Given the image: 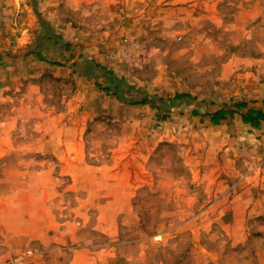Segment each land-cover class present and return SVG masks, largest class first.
<instances>
[{
  "label": "rangeland",
  "instance_id": "obj_1",
  "mask_svg": "<svg viewBox=\"0 0 264 264\" xmlns=\"http://www.w3.org/2000/svg\"><path fill=\"white\" fill-rule=\"evenodd\" d=\"M31 1L0 0V31H5L0 36V60L39 58L33 51L41 17L57 33L62 31L59 23L66 22L64 38L71 48L45 42L42 51L49 61L39 58L43 64L22 67L25 81H35V87L26 86L25 90L37 92L25 101L19 128L10 131L14 146L0 163V186L28 185L33 171H41L35 179L43 185V169L58 176L61 163L43 144L65 136L67 130L61 128L76 121H81L84 129L85 166L102 164L100 161L124 139L137 138L147 144L161 137L164 140L152 153L139 150V161L129 163L132 180L140 186L132 210L120 217L124 245H120L118 263L264 264V170L259 172L261 183H257L246 162L243 167L233 164L229 174L222 171L224 178L213 172L220 166L217 158H212V165L206 158L188 159V147L181 139L205 137L198 126L211 123L209 117H195L190 111L175 112L162 121L151 105H141L148 108V124L134 135L126 124L141 119L144 111L131 113L118 106L119 102L123 107L128 104L113 101L114 88L106 79L110 72L123 79L127 92L131 86L162 98L186 92L201 101H248L261 108L264 0L147 1V21L152 22L147 34L126 29L119 47L110 45L98 52L93 46L101 41L100 29L118 28L113 25L119 22L112 16L116 13L114 4L94 0L81 8L67 7L68 17L57 19L59 30L53 23L56 19L42 16L37 0ZM27 4L33 5L32 11ZM109 85L111 92L105 91ZM175 122L189 123L196 134L182 133ZM229 123L236 129L243 121L238 116ZM260 157L257 167L263 169L264 154ZM201 167L205 169L200 172ZM89 181L91 177L85 184ZM48 182L55 186L61 183L54 177ZM252 184L256 185L251 188ZM65 197L71 200L73 195ZM70 210L60 208L55 213L61 217ZM104 241L99 237V242ZM38 248L33 242L27 249L35 252Z\"/></svg>",
  "mask_w": 264,
  "mask_h": 264
},
{
  "label": "crops",
  "instance_id": "obj_2",
  "mask_svg": "<svg viewBox=\"0 0 264 264\" xmlns=\"http://www.w3.org/2000/svg\"><path fill=\"white\" fill-rule=\"evenodd\" d=\"M147 1L161 3L165 0H107L108 5L116 6V13L114 12L112 16L115 21H119L113 23L118 28L110 26L104 31L100 29L98 40L101 41L94 43L93 48L98 52L110 45L119 47L122 36L127 33L126 29L130 33L147 34V29L152 27V22L147 21L149 16ZM36 2L41 7L42 16L56 19L53 23L57 28L59 25L62 26V31L58 29L66 37V22L64 24L60 22L58 25L57 19L68 17L67 7L81 8L85 3L94 0ZM31 4H27V8L32 11ZM126 21L128 22L124 23ZM3 32L5 31H0V36ZM113 33L116 36H113ZM116 33L122 35L118 37L119 34ZM102 36L104 38L109 36L108 41L102 40ZM37 63L43 64L36 57L0 60V163L7 159L8 152L13 149L14 141L10 138V131L19 128V116L25 101L32 100V96H36L37 92L25 90L26 86L29 89L35 87V81L30 80L28 83L25 81L26 76L22 67L27 65L30 67ZM110 97L115 102L120 101L117 97ZM118 106L131 113L144 111L141 119L134 122L129 120L126 127H129L134 135L135 132H143L146 129L148 124L145 116L148 110L146 106L123 107L120 102ZM174 125H178L184 134L193 132L196 134V130H192L189 123L175 122ZM231 125L233 124L229 121L219 125L203 124L198 128L203 131L205 137L182 138L181 141L188 147V159L206 158L207 163L211 162L212 165L213 159L217 158L220 166L224 160L222 167L218 166L213 170L218 172V177L224 178L226 175H223L222 171L228 173L233 164L243 167L246 162L252 169L251 177L257 180V183H261L259 172L264 168L257 166L260 163V155L264 154V127L254 129L248 124L239 123L236 129H233ZM62 129L67 130L65 136L50 138L43 144L44 150L54 151L61 163L58 176H55L51 169H43V185L35 179L40 177L41 171L38 173L33 171L28 185L0 186V264L10 255L16 256L30 250L27 248L33 242L39 245V251L35 250V256L32 258L36 264H119L120 245H124L122 242L124 240L120 239V217L126 211L132 210L133 197L140 186L135 185L132 180L134 174L129 163L132 160L139 161L138 156H141L139 150L143 153L147 149L148 154L152 153L164 138H153L147 144V141L137 138L124 139L117 143L118 148L113 149L111 154L100 161L102 164L85 166L88 154L82 122L76 121L71 127ZM173 139L175 138L172 137L171 140ZM133 148L136 150L133 151ZM196 151L198 153H195ZM201 161H196V164L200 165ZM202 169L205 167H201L199 171ZM52 177L61 181L59 186L49 184L48 181ZM89 177L91 181L85 184V179ZM255 185L252 184L250 187ZM67 194H72L73 198L69 200L65 197ZM60 208L72 211L58 217L55 211ZM99 237H103L105 241L99 242Z\"/></svg>",
  "mask_w": 264,
  "mask_h": 264
},
{
  "label": "trees",
  "instance_id": "obj_3",
  "mask_svg": "<svg viewBox=\"0 0 264 264\" xmlns=\"http://www.w3.org/2000/svg\"><path fill=\"white\" fill-rule=\"evenodd\" d=\"M41 23L38 28L36 36V45L34 53L39 58L45 61L49 59L45 58L42 51L45 42L55 44L57 46H64L65 48H71L70 44L66 41L63 35L57 33L50 24L47 23L42 17ZM60 61H56L58 64ZM91 70L92 65H89ZM94 69V68H93ZM107 81L113 86V94L118 100L128 105H151L153 109L157 110V116L159 120L166 121L171 118L175 112L190 111L195 117L207 116L210 122L215 125L222 124L223 122L235 119L240 116L243 123L250 125L254 129H261L264 127V101L262 107H253L248 101L232 100L229 103L218 104L213 101L199 100L191 93L179 92L169 98H162L156 95H149L137 90L131 86L130 91L124 88V80L116 77L111 72L109 76H106ZM105 91L111 92L110 85L105 88ZM255 104L256 102H252Z\"/></svg>",
  "mask_w": 264,
  "mask_h": 264
},
{
  "label": "built area",
  "instance_id": "obj_4",
  "mask_svg": "<svg viewBox=\"0 0 264 264\" xmlns=\"http://www.w3.org/2000/svg\"><path fill=\"white\" fill-rule=\"evenodd\" d=\"M34 256L35 252L30 249L23 252L22 254L7 259L4 264H36L35 260H32Z\"/></svg>",
  "mask_w": 264,
  "mask_h": 264
}]
</instances>
